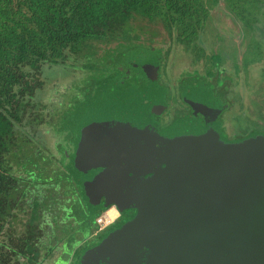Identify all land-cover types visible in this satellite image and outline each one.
I'll use <instances>...</instances> for the list:
<instances>
[{"label": "flooded vegetation", "instance_id": "af4514ba", "mask_svg": "<svg viewBox=\"0 0 264 264\" xmlns=\"http://www.w3.org/2000/svg\"><path fill=\"white\" fill-rule=\"evenodd\" d=\"M249 28H241V31ZM229 29L236 32L232 27ZM195 30L201 32V28ZM231 36L236 40L233 38L230 43L226 42L222 32L217 35V39L221 38L218 44H202L201 36L193 41L195 43H186L188 52L179 54L184 57L188 54L189 59H183V71L177 74L173 58L178 53L174 54L169 49L157 63L155 57L147 55L146 51L135 52V49L141 50L140 46L149 45L134 44L132 50L124 51L127 58L125 55L124 59L121 57L113 64L112 76L89 84L80 102L74 106V113L66 120L71 146L64 151V165L58 166L60 171L67 167L70 178L58 180L59 200L54 207L59 209V214H46L43 210L38 236L31 241L38 244V264L49 259L52 264H188L185 263L186 257L195 258L194 242H198L199 233L205 235L206 232L202 227L189 226L187 222L172 223V217L179 219V213L173 212L160 198L154 199L155 195L163 192L161 178L166 169H162L165 165L154 157L152 143L155 136L165 133L172 140L181 141L182 138L189 141L191 137H198L195 140L198 141L212 128L218 134L220 144L221 141L242 143L254 136H264V120L255 124L257 129L242 133L237 130L240 123L246 126L254 122L255 118L250 113L253 106L264 118V62L262 60L257 68L261 71L259 82H263L257 86L262 87L263 93H258L253 85L255 63L244 59L261 41L254 39L252 31L247 33L243 38L249 42L238 60L232 51L244 43L238 45L236 34L231 32ZM223 45L228 52L221 49ZM195 46L207 55L223 57L220 74L214 78L211 87H207L208 78L204 74L200 75L204 82L202 79L196 83L193 81V72L201 74L204 67L202 60H195ZM261 53L264 56V46ZM136 55L143 58L139 60ZM165 67H169L171 77L164 75ZM232 67L238 68L240 74ZM99 68L98 71L101 70ZM222 78L225 79L220 83ZM254 95H259L256 97L259 100H253ZM51 140L46 143L42 138L38 142L49 148L58 147L59 140ZM109 175L114 179L118 175L119 182L116 184ZM64 184L68 185L66 191L61 189ZM164 191L169 192L168 188ZM161 198L164 201L170 199L168 195ZM45 203L46 200L43 201V209H53ZM78 205L83 211V219L74 217L72 211H66L70 208L76 210L74 207ZM108 211L111 213L110 221L103 227L97 226V217ZM189 215L188 211H183L182 220ZM134 219H137V232L149 244L142 246L139 243L136 250L130 246L125 249L115 247L116 252L112 256L109 253L113 247L107 254L102 252V256L97 252L94 254L97 247L133 224ZM15 222L19 232L13 227ZM9 225L15 231L13 235L19 236L25 230L27 238L28 224L19 225L18 219L14 218ZM45 237L49 240L45 241ZM166 239L171 243L163 241ZM116 256L121 259L119 263H116Z\"/></svg>", "mask_w": 264, "mask_h": 264}, {"label": "trees", "instance_id": "16d2710c", "mask_svg": "<svg viewBox=\"0 0 264 264\" xmlns=\"http://www.w3.org/2000/svg\"><path fill=\"white\" fill-rule=\"evenodd\" d=\"M203 1L208 0H0V264H38V244L31 241L38 236L39 219L43 210L59 214L54 207L59 200L58 180L70 178L68 168L60 171L58 166L64 165V153L58 158L57 146L38 142L41 125L50 139L57 140L51 130L56 118L47 120L52 115L44 114L47 108L36 98L45 68L63 66L80 55L88 61L97 43L126 42L122 49L132 50L138 38L132 25L136 18L152 21L156 17L183 36L182 29L189 23L199 28L207 17L209 7L205 2L203 8ZM224 1L244 25L255 26L251 13L256 10L264 25V0ZM118 51L112 65L127 58V53L119 55ZM85 67L94 68L88 63ZM61 187L66 191L68 185ZM45 200L53 209H43ZM74 208L66 211L83 219L79 205ZM23 212L29 216L27 238L25 230L13 235L9 225Z\"/></svg>", "mask_w": 264, "mask_h": 264}, {"label": "water", "instance_id": "95a60500", "mask_svg": "<svg viewBox=\"0 0 264 264\" xmlns=\"http://www.w3.org/2000/svg\"><path fill=\"white\" fill-rule=\"evenodd\" d=\"M155 137L152 152L166 170L161 178L163 192L154 199L160 198L179 213V219L172 217V223L187 222L206 232L197 235L195 258L186 257L185 263L264 264V136L220 144L212 128L198 141V137L172 140L168 133ZM118 177L109 175L116 184ZM166 188L169 192L164 191ZM165 195L170 199L164 201L161 197ZM185 210L190 215L182 220ZM136 221L110 236L94 254L102 256L113 247L112 256L115 247L136 250L139 243L149 244L137 232ZM163 241L171 243L169 239ZM115 259L116 263L121 261L118 256Z\"/></svg>", "mask_w": 264, "mask_h": 264}, {"label": "rangeland", "instance_id": "374dc122", "mask_svg": "<svg viewBox=\"0 0 264 264\" xmlns=\"http://www.w3.org/2000/svg\"><path fill=\"white\" fill-rule=\"evenodd\" d=\"M205 2L207 4V7H209V10L207 17L204 20L202 19L203 21H200L202 23H200L199 25V29L201 28V32L196 31L195 26H193L192 23H189V27L182 29V32L185 33L183 36H186L187 39L179 35V31L177 30L178 28H168L166 22L164 23L156 17L152 21L140 18L134 19L132 23L134 31L133 35L137 36L138 38L133 40L132 45H149L148 47L140 46L141 48L139 49L141 50L135 49V52L146 51L147 55H152L153 57H155L157 63H159L161 58H164L163 54H165V52L167 53V50L169 49L172 50L174 54L178 53V55L173 58V61H175V74H177L180 71H183V59H189L188 54L187 57L181 56V54H179L182 52L184 53V51L188 52V47L185 46L186 43L188 44L190 42L196 41V38L201 36L200 41L202 42V44H218L220 43L219 40H221L220 37H218L219 40L217 39V35L219 32L225 34V40L227 39L226 42L230 43L233 38L236 40L235 36H231V32H233L237 36V44L239 45L244 43V45L235 46L237 50L232 51L234 54H236L235 57L240 60L241 54H243V51L246 49L244 48V46H246V44H248L249 42H247V40L243 37H246L247 33L249 34L252 31L254 39L259 40L261 42L260 44L255 45V47L253 46L252 54L247 53L244 56V59L254 61V89L258 93H263L262 87H257L258 84L262 82V80H260L259 82L261 71H259L257 68H259V66L262 64V60L264 62V56L261 53V50L264 46V25H260L259 20V18L262 19L263 17L261 16L258 10H256L257 13L255 14L251 13L254 19L253 24L255 26L247 30L241 31V28L245 27L246 29L250 26L244 25L245 23H241L239 21V18L241 16L237 12L233 13L228 11L224 0L216 1V4H214L213 0L203 1L202 7L206 9ZM198 10L201 11L202 8ZM196 14L198 13L195 11L194 15ZM244 18L247 19L248 17ZM249 21H251V19H249ZM231 27L236 29V32L235 30L231 31V29H229ZM123 44L126 45V42H123L121 45H118L117 42L106 45L97 43L94 45V48L92 50L94 56L90 60H88L90 62L83 59V56L80 55L77 57V60L69 59L63 66L60 65L45 68L43 74L44 84L42 89L36 93V98L41 105L46 106L47 110L44 114L48 113L52 115L51 118L46 119L51 121L52 119L56 118V121H53L56 123L53 125L51 130L56 133V137L59 140L58 152L60 153V155L58 156V158L62 156L64 151L70 148L71 146L69 143L70 133L66 129V127L68 126L66 123L67 117L70 116L71 113H74V106H76V104L80 102L81 97L84 96L83 92L85 91V89H88L89 84H92V82H95L96 80L103 79L104 77L108 78L110 77V75H113L112 73L114 71V67L112 63L115 59L113 58L114 53L119 50L117 54L123 55ZM222 47L223 48L221 49H224L225 52H228L225 49V45H223ZM84 53L87 52L84 51L83 54ZM193 53L195 55V60H202L204 65L201 74H199V72H193V81L196 83L202 79V81L204 82L203 77L200 76L204 74L205 78L206 76L208 78L207 87H211V85L215 81L214 78L218 77L220 74V66L224 63L223 57H220L218 54L207 55L203 51V49L198 48L197 46L193 48ZM132 55L135 57L133 53ZM141 55H136L137 57H139V60L143 58ZM190 56L192 58L193 54L190 53ZM248 56H250V58ZM177 59L178 61L176 62ZM87 63L91 66H94V68L89 69L85 67ZM99 66L102 68L100 71L97 70ZM240 67L241 64L238 63V68ZM238 68L237 70H235V67H232L231 69H234V71H237L238 73ZM164 71L165 76L171 77L172 72L170 71L169 67H165ZM238 74H240V72ZM224 79L225 78L219 79V82L223 83ZM258 96L259 95H254L253 100H259V98L256 99V97ZM255 110L256 107L254 106L250 108V113L255 118L254 122H251V125L244 126L240 123V127H238L237 130H240L241 133L248 131V129H257L258 126L255 124H259L260 120H264V118L261 117L260 112ZM53 113L55 114L54 116ZM40 129L41 132L38 133V136L45 138L46 143H50L52 140L49 138V135H46L44 133V130H46L47 128H45L44 125H41ZM27 212L17 214L16 218L18 219L19 225H21L22 223H27L29 219V216L26 214ZM16 226L17 225L15 222V224H13V227H15L14 229L19 232V229L16 228ZM14 229L12 230V232H15ZM44 264H52V260L49 259Z\"/></svg>", "mask_w": 264, "mask_h": 264}, {"label": "built area", "instance_id": "2783aa9c", "mask_svg": "<svg viewBox=\"0 0 264 264\" xmlns=\"http://www.w3.org/2000/svg\"><path fill=\"white\" fill-rule=\"evenodd\" d=\"M111 219L110 213L108 212H104L102 214H100V216L97 217L96 219V225L103 227L104 225H106Z\"/></svg>", "mask_w": 264, "mask_h": 264}, {"label": "bare ground", "instance_id": "6f19581e", "mask_svg": "<svg viewBox=\"0 0 264 264\" xmlns=\"http://www.w3.org/2000/svg\"><path fill=\"white\" fill-rule=\"evenodd\" d=\"M111 214V213H110Z\"/></svg>", "mask_w": 264, "mask_h": 264}]
</instances>
